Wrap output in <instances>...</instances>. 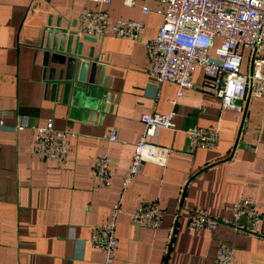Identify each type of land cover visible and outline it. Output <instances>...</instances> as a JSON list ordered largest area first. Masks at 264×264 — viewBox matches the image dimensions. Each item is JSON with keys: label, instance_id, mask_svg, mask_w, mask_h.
I'll return each instance as SVG.
<instances>
[{"label": "crops", "instance_id": "1", "mask_svg": "<svg viewBox=\"0 0 264 264\" xmlns=\"http://www.w3.org/2000/svg\"><path fill=\"white\" fill-rule=\"evenodd\" d=\"M142 4L149 7L144 15ZM82 6L97 8L89 0H0V264H104L100 250L87 242L88 228L106 223L118 200L129 212L154 199L163 210L155 230L132 224L126 214L116 216L118 243L110 264H218L214 256L221 243L235 248L230 264H264V222L255 233L226 222L240 196L254 199L264 212V91L238 101V112L220 107L198 66L190 74L192 87L181 89L180 96L171 82L155 85L146 73L142 42L160 26L157 3L135 0L125 6L112 0L105 6L110 17L142 20L140 38L80 39L83 56L89 48L100 56L94 75L96 83L103 67L100 85L86 108L62 103L60 90L50 96L35 45L48 19L50 26L58 21L61 28L76 29ZM143 112H173L174 129H159L154 137L172 152L164 167L144 162L122 191ZM49 118L71 133L66 168L30 152V126ZM15 125L23 128L14 131ZM212 126L219 130L215 148L178 153L188 150L186 129ZM110 128L116 141L106 138ZM101 153L114 171L108 186L92 179L93 161ZM197 208L224 222L212 231L190 232L188 212Z\"/></svg>", "mask_w": 264, "mask_h": 264}, {"label": "built area", "instance_id": "2", "mask_svg": "<svg viewBox=\"0 0 264 264\" xmlns=\"http://www.w3.org/2000/svg\"><path fill=\"white\" fill-rule=\"evenodd\" d=\"M97 8L82 6L76 18L79 35L100 39L106 34L116 38L138 40L143 27L141 19H121L110 17L105 6L112 0H89ZM125 6H133L135 0H121ZM157 3L155 12L161 23L153 37H146L143 48L147 58V75L155 85L164 81L173 83L176 97L181 89L191 88L190 74L198 66L209 80L214 95L220 100L222 109L241 110L237 103L248 94L260 97L264 91V0H151ZM149 11L146 4L140 6L142 15ZM248 50L244 68L242 50ZM174 104L175 100H171ZM173 112H143L139 120L143 130L134 144L127 170L121 176L122 191H125L144 162H152L161 167L166 164L172 152L154 142L159 129H174ZM4 128L0 120V130ZM15 125L12 130H21ZM32 143L30 152L37 158L53 160L60 168L68 165L67 144L71 134L67 129L53 126L46 119L41 124L30 126ZM188 150L178 152L191 156L197 148H215L218 145L219 130L212 127H192L185 131ZM108 141H116L117 134L110 128ZM91 174L96 186H108L114 178L109 156L101 153L95 157ZM126 214L129 221L147 230L159 227L163 210L154 199L137 203L125 212L118 200L109 212L108 221L88 228L87 242L100 250L104 264H110L116 249L115 218ZM222 220L210 215L205 209L197 208L188 212L186 228L190 232L214 230ZM238 230L252 233L258 231L264 222V212H260L257 202L240 196L229 208L226 221ZM218 264H230L235 259V248L221 243L215 251Z\"/></svg>", "mask_w": 264, "mask_h": 264}, {"label": "water", "instance_id": "3", "mask_svg": "<svg viewBox=\"0 0 264 264\" xmlns=\"http://www.w3.org/2000/svg\"><path fill=\"white\" fill-rule=\"evenodd\" d=\"M74 23L71 26H74ZM80 39L96 40L91 36L79 35L76 29L70 30L68 26L61 28L58 21L50 26L48 19L35 46L42 53V75L46 72L50 96L54 97L60 90L62 103L69 102L71 105H82L86 108L89 99L95 97V87L100 85L103 67L95 83L96 64L100 56H93L92 48L83 56Z\"/></svg>", "mask_w": 264, "mask_h": 264}, {"label": "rangeland", "instance_id": "4", "mask_svg": "<svg viewBox=\"0 0 264 264\" xmlns=\"http://www.w3.org/2000/svg\"><path fill=\"white\" fill-rule=\"evenodd\" d=\"M248 50L247 49H244V50H242V58H243V68H244V66L246 65V62H247V57H248Z\"/></svg>", "mask_w": 264, "mask_h": 264}]
</instances>
